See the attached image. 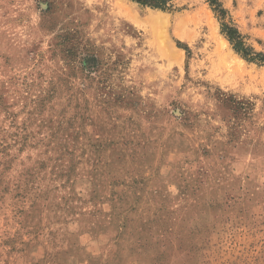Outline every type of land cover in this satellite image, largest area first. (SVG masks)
Returning a JSON list of instances; mask_svg holds the SVG:
<instances>
[{
    "label": "rangeland",
    "instance_id": "1",
    "mask_svg": "<svg viewBox=\"0 0 264 264\" xmlns=\"http://www.w3.org/2000/svg\"><path fill=\"white\" fill-rule=\"evenodd\" d=\"M217 3L0 0V264H264V61L222 33L264 55V0Z\"/></svg>",
    "mask_w": 264,
    "mask_h": 264
},
{
    "label": "trees",
    "instance_id": "2",
    "mask_svg": "<svg viewBox=\"0 0 264 264\" xmlns=\"http://www.w3.org/2000/svg\"><path fill=\"white\" fill-rule=\"evenodd\" d=\"M140 5L143 6H148V7H152V8H158V9H163V3L164 0H132ZM210 2V4L213 6L214 3H217V0H208ZM220 12L222 13V10H220ZM222 33L226 35L229 43L232 45V48L234 49V51L240 55L241 57H243L245 60L248 61H253V60H258V61H264V55L262 54H258L256 55L255 58H250L249 54L247 53V50L244 47V43L242 41V37L240 36V34L237 32L236 29L232 28V27H228L227 25H223L222 27Z\"/></svg>",
    "mask_w": 264,
    "mask_h": 264
},
{
    "label": "bare ground",
    "instance_id": "3",
    "mask_svg": "<svg viewBox=\"0 0 264 264\" xmlns=\"http://www.w3.org/2000/svg\"><path fill=\"white\" fill-rule=\"evenodd\" d=\"M146 19H147L146 22H148L151 26H155L158 23H160L159 21L164 22V20H165V18L161 17V18H159L161 20L158 21V20H156L157 18H154L151 14H149L148 16H146ZM181 26H182V23H178L176 27H181ZM223 44L224 45L227 44L226 43V40H223ZM228 53H229L230 56H233V59H237V61H240V58H237V56H235L232 51L229 50Z\"/></svg>",
    "mask_w": 264,
    "mask_h": 264
}]
</instances>
